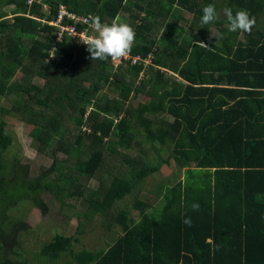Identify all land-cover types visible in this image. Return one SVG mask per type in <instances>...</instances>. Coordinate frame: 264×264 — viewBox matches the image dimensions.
Segmentation results:
<instances>
[{"label":"trees","instance_id":"1","mask_svg":"<svg viewBox=\"0 0 264 264\" xmlns=\"http://www.w3.org/2000/svg\"><path fill=\"white\" fill-rule=\"evenodd\" d=\"M6 1L15 4V16L0 22V97L16 96L11 107L0 105V192L21 189L5 198L9 204L30 199L47 211L43 192L61 206L72 195L86 203L87 217L120 227L105 249H81L71 257L73 264H264V0ZM210 3L219 19L201 27L202 9ZM60 4L88 18L76 27L89 35L93 16L130 23L136 42L129 59L116 66L111 58L92 61L78 36L57 41L48 21ZM224 7L247 9L256 18L251 33L240 38L239 31L229 32ZM212 29L222 39H210ZM18 71L23 80H17ZM33 74L43 83L32 82ZM104 86L112 97L99 95ZM139 96L148 99L134 105ZM4 113L31 124L40 152L54 158L49 169L31 175L16 155L4 175L1 154L13 143ZM159 113L171 120H159ZM135 143L145 149L138 153L143 160L124 159L123 172L108 171L109 153L119 156V148ZM165 145L171 151L163 159ZM59 150L64 159L56 158ZM169 158L186 168L183 179L162 182L154 191L161 198L158 211L149 210L153 200L134 198V217L123 198ZM92 178L99 184L86 193ZM185 215L191 227L183 223ZM0 233L9 250L1 225ZM73 240L57 233L40 253L54 261ZM15 254L0 256V264H24L18 261L22 253Z\"/></svg>","mask_w":264,"mask_h":264},{"label":"rangeland","instance_id":"2","mask_svg":"<svg viewBox=\"0 0 264 264\" xmlns=\"http://www.w3.org/2000/svg\"><path fill=\"white\" fill-rule=\"evenodd\" d=\"M42 6H40V10L45 8ZM28 10L27 12L30 14ZM123 14L127 15L128 11H125ZM182 24L188 29L193 31L196 30L192 24L188 25V23L184 22H182ZM224 27L227 28V23H224ZM211 31L215 32L213 29ZM239 36L240 38L243 37L242 32H239ZM201 43L204 44V41H201ZM53 54L54 53L50 56H53ZM119 62L120 61H116L114 63L118 64ZM19 72L20 71H18V73ZM142 75L143 74L140 73V76ZM176 78L179 79L177 76ZM23 79L24 75L20 72L17 80ZM31 81L36 84L43 83V79L35 74H33ZM103 94L112 97L114 92L104 86L99 95L103 96ZM12 96H16V93L11 92V97L9 98L3 96L0 97V105H4L6 108L11 107V104L13 103ZM147 99L146 96H139L138 98L133 99L132 103L136 105L139 101L144 102ZM13 112H15V110H13ZM159 114L160 115L157 114L159 117L156 115L159 120H171L169 115L165 113ZM4 115L5 127L12 132L13 138L12 145L1 154L2 158L7 161V163H5L4 175L7 174L6 169L11 168L10 160L16 155L19 156V162L21 164H29L31 175L36 176V174L42 170L49 169L54 158L45 152H40L39 143L34 140L30 133L31 124L18 118L17 113H15L14 116L7 113H4ZM139 151L145 153V149L138 148L135 143L133 147L128 149L119 148V156L116 153H109L106 165L107 170H120L123 172V168L127 166V162H125L124 159L130 160L139 157L142 161L143 158L140 155L138 156ZM170 151L171 146L165 145L159 153L163 159H166ZM55 156L59 160L64 159L66 153L59 150ZM169 159L168 162H162L159 165L158 171L149 174L144 180L140 181L138 189L133 194H129L123 198V208H129L134 217H138L139 215V210L132 205L134 198L141 197L143 199L153 200V205L150 209L147 208V210H151L152 207L158 208L160 203H157V201H161V198L158 196V193H154L155 190H158V186L161 185L162 182L170 185L179 179H183L186 168L179 166L173 161V159ZM190 166H192V163ZM98 184V179H89L87 188L84 190H86V193L93 191ZM162 189L164 190V188ZM20 192V188H4L2 192H0V218H2V221H0L3 222V224L0 223V225L2 227L3 237H6L10 244V249L8 250V248H4V243L0 242V246L3 247V249H0L1 257L14 258L17 257L15 253L21 252L22 259L19 257L20 260L18 261L24 260L26 264H73L70 259L75 253L84 248L90 250L105 249L114 241L116 234L121 232L118 225H112L111 228H106L102 226L100 220H93L92 218L87 217L86 203L84 204L81 200H76L74 197H71L72 195L68 196V198H64V205L61 206L52 193L47 191L43 192L41 198L49 206L47 211L38 208V206L34 205L30 199H27L28 202L24 199L18 200L12 205L9 204L10 200L5 199H8V197H11L13 194L17 195ZM159 209L160 208H158L157 211ZM57 233L71 235L77 238V240L70 242L66 248V251L68 252L61 253L56 260L51 261L48 256L40 253V249L43 243L50 241ZM12 238L13 240L11 241Z\"/></svg>","mask_w":264,"mask_h":264},{"label":"clouds","instance_id":"3","mask_svg":"<svg viewBox=\"0 0 264 264\" xmlns=\"http://www.w3.org/2000/svg\"><path fill=\"white\" fill-rule=\"evenodd\" d=\"M28 14V12H27ZM223 14L227 20V29L229 32H247L251 33L256 24V18L250 14L247 9H237L235 12L231 7H224ZM31 16V15H30ZM32 17V16H31ZM219 19V15L215 4H207L202 9V16L200 19L201 27L212 24ZM90 27L94 34L89 35L81 42L87 46V51L90 53V58L93 60H108L111 58L112 63L122 62L128 56L129 59L132 48L136 42V32L134 27L123 20L119 16L114 18L111 23L102 22L99 16H93L90 20ZM215 37L216 40L222 39V34L219 32H212L210 30V39ZM201 46L207 45L199 42ZM132 63H135L137 59ZM125 59V60H127ZM118 63V64H119ZM199 204L193 202L192 210L198 211ZM183 223L188 227L192 226V220L189 216H184ZM211 242V241H208Z\"/></svg>","mask_w":264,"mask_h":264},{"label":"built area","instance_id":"4","mask_svg":"<svg viewBox=\"0 0 264 264\" xmlns=\"http://www.w3.org/2000/svg\"><path fill=\"white\" fill-rule=\"evenodd\" d=\"M27 5H31L34 2L41 3L42 0H25ZM68 20H72L73 22H68ZM44 21V20H43ZM89 20L85 16H79L74 12L69 11L65 5L60 4L57 8V13L55 18L51 21H48L49 24L55 26L56 31V40L63 41V36H78L80 39H85L89 36L86 30L78 31L76 27L77 23H87ZM54 52V49L51 48L50 55ZM124 58L123 60L127 59ZM137 59V58H136ZM135 58L132 60L133 62L136 60Z\"/></svg>","mask_w":264,"mask_h":264},{"label":"crops","instance_id":"5","mask_svg":"<svg viewBox=\"0 0 264 264\" xmlns=\"http://www.w3.org/2000/svg\"><path fill=\"white\" fill-rule=\"evenodd\" d=\"M2 2L3 3H1V5H0V12H1L0 13V22H2L4 20H8V19L10 20L9 22H12L13 18L15 16V14H14L15 4L7 2L6 0H4ZM27 16H30V14H27ZM1 32L3 34H5V29H1ZM204 44L206 45L205 42H204Z\"/></svg>","mask_w":264,"mask_h":264}]
</instances>
